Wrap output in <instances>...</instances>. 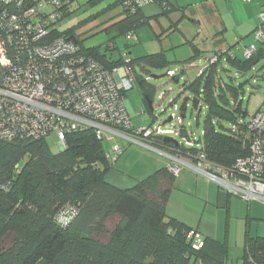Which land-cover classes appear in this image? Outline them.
<instances>
[{"label": "trees", "instance_id": "trees-1", "mask_svg": "<svg viewBox=\"0 0 264 264\" xmlns=\"http://www.w3.org/2000/svg\"><path fill=\"white\" fill-rule=\"evenodd\" d=\"M125 1L128 0L118 1L121 18L104 30L126 38L128 34L135 36L149 18L141 15L143 7L127 10ZM151 4L158 5L163 15L173 11L169 0H153ZM32 5L39 16H55L49 31L52 38L74 42L79 47L78 55L92 58L107 71L128 67L133 83L136 81L144 98L151 100L153 89L145 79L151 69L169 70L171 63L164 52L114 58L116 49L109 46L104 50L84 48L75 28L58 30V24L74 11L73 0H0V35L5 38L10 32L16 37L18 33L6 24ZM212 12L215 10L210 9ZM182 17L189 18L184 10ZM252 45L256 51L251 58H221L186 83V91L207 109L206 127L202 138L194 140L195 145L165 143L164 138L153 136L144 143L169 156L204 154L223 167L245 157L249 139L244 129L248 119L243 98L250 80L235 86L232 78H222L221 72L228 70L220 67L228 64L235 76L245 78L260 63L264 64V49L257 47L264 42ZM5 46L13 66L22 64L27 54L8 42ZM199 56L193 45L192 56L183 63L190 64ZM181 73L174 78L180 79ZM153 123L154 119L147 127ZM183 133L188 138L184 129ZM64 143L63 151L53 153L46 138H0V264H234L225 243L207 237L195 249L190 239L193 230L166 215L165 206L175 180L168 167L121 189L105 180L112 166L105 157L107 143L102 138L91 131L78 130L67 133ZM235 264H264V234H246L242 257Z\"/></svg>", "mask_w": 264, "mask_h": 264}, {"label": "built area", "instance_id": "built-area-1", "mask_svg": "<svg viewBox=\"0 0 264 264\" xmlns=\"http://www.w3.org/2000/svg\"><path fill=\"white\" fill-rule=\"evenodd\" d=\"M152 2L128 0L123 6L132 12ZM21 11L6 24L8 28H14L18 35L13 37L10 32L5 38L0 35L1 139L37 140L55 132L59 147L64 149L67 133L91 131L109 145L105 156L109 163L115 162L123 153L121 141L153 149L144 143L153 136L179 139V144L188 147L195 145L194 140L183 135L181 127L174 125V121L181 119L175 114L170 116L171 122L166 125L154 118L155 126L133 127L124 106L125 94L133 89L129 68L122 66L112 71L105 70L92 58L78 55L79 47L74 42L52 38L49 31L55 21L54 15L39 16L34 5ZM258 19L254 42L262 43L264 7ZM126 39L136 42L133 34H128ZM6 42L27 54L22 64L18 62L13 66L6 57ZM255 51L254 45L245 47L244 58H251ZM233 57V49L220 50L206 60L200 73L221 58ZM176 75L175 71L166 72L169 78ZM174 110H178L176 106ZM244 129L249 139L248 153L236 159L230 167L215 164L204 154L193 157L165 154L172 161L168 166L170 174L176 178L182 170H188L246 203L264 205V102L259 110L250 115ZM234 131L235 126L232 127Z\"/></svg>", "mask_w": 264, "mask_h": 264}, {"label": "crops", "instance_id": "crops-1", "mask_svg": "<svg viewBox=\"0 0 264 264\" xmlns=\"http://www.w3.org/2000/svg\"><path fill=\"white\" fill-rule=\"evenodd\" d=\"M118 1L107 9L112 10V8L115 7L121 9ZM169 1L170 6L173 7V11L169 12L168 15H163L161 8L156 4H148L141 9V15L149 18V21L135 31V37L136 43L140 44V39L137 34L138 31L145 26L152 27L159 38L167 39L172 35H176L174 36L176 41L168 42L166 49L162 48L159 52L167 54V52L174 53L178 49H183L190 54L184 60L176 61L175 63L170 62L171 66L180 63L184 64L183 62L192 56L193 45L196 46L200 52V56L197 60L202 56H207L204 58V64L207 59L217 52V50L233 49L234 58L243 60L242 51L245 47L254 43V31L259 25L258 17L264 7V0H249L248 2H244L243 0ZM210 9H214L215 13L212 12L210 14ZM182 10L186 12V15H188L190 19L182 17ZM120 14L121 12L107 19L103 22V25L109 26L117 22L121 18L119 17ZM109 47L116 49L114 43H111ZM125 47L128 48V46ZM257 47H262L264 49V45ZM157 52L158 51H156V53ZM146 54H139L138 57ZM126 56L132 57L131 53H127ZM195 61L184 65L190 69H194L196 68L194 65ZM220 69L224 71L231 70L235 73V71L229 68L228 64L225 63L221 65ZM169 70L175 71L177 75L182 72L180 77L184 72V70L180 72ZM169 70L167 69V71ZM200 72L201 71H199V75L201 74ZM251 72H256V70ZM199 75L197 77H199ZM255 77H257L256 80L259 79L257 75H255ZM134 83H136V81ZM251 90L254 91L256 89L252 87ZM128 93L124 96L125 109L130 117L132 125L134 127L141 126V124L135 123L134 117L137 114V108L131 103ZM263 102L264 99L254 112L247 113V119L260 109ZM150 124H152V121L145 124V126H149ZM124 143L126 142H120L124 147V151L114 163L117 169L111 167L113 169H109L105 175V180L115 187L121 189L130 188L137 181L146 178L161 168L168 167L172 163V161L167 162L166 159L169 158L162 151L145 148L140 145L139 148H130L125 146ZM126 145L128 144L126 143ZM174 194H179L185 200H188L186 204L180 205V214L169 211ZM262 207L264 206L258 202L246 203L220 190L216 185L209 183L204 180V178L196 176L188 170H182L179 176L175 178L171 187L165 206V213L168 217L175 218L185 223L193 230L190 236L193 248H199L202 241L207 237L214 239L226 244L228 257L232 262L234 253L240 252V248L241 252H243L245 236L247 233L250 234L252 222H264V210ZM194 216H197L199 219L197 222L193 221L192 223L189 218H194ZM234 220H241V222H244L243 231H241V243L240 241H236V243L239 242L240 244L239 249H233L231 252L230 237L232 235L231 227ZM241 257L242 254L239 259H236L237 261L235 260L236 263L240 262Z\"/></svg>", "mask_w": 264, "mask_h": 264}, {"label": "rangeland", "instance_id": "rangeland-1", "mask_svg": "<svg viewBox=\"0 0 264 264\" xmlns=\"http://www.w3.org/2000/svg\"><path fill=\"white\" fill-rule=\"evenodd\" d=\"M90 1L91 0H73L74 11L64 21L58 24V30L60 31L75 28V35L84 48L101 47L100 49L104 50L105 47L110 45V43H114L116 46V50H113L112 55L114 58H118L119 56L126 57L127 53H131V56L136 58L139 56V54L143 55L146 53H156V51L159 52V50L162 48L166 49V47L168 46V42L176 41L174 37L176 35H172L167 39L159 38L150 26L142 27L138 31L137 36H139L140 44L133 42L132 39L127 40L125 37H117V34L114 31L104 30L108 26H104L103 22L111 17L116 16V14L121 12V9L119 7L112 8V10L107 9L109 6L113 5L118 0H99V2L93 5L89 3ZM126 45L128 46V48L125 47ZM189 54V52L183 49H178L174 53H165L167 60L171 63L184 60L188 57ZM205 57L202 56L199 60L195 61L194 65L196 66V68L194 69H190L182 63L172 65L169 68L171 70H176L178 72L184 70L183 74L179 79L178 84H174L171 78L165 76L167 69H151L149 71V80L147 81V85L153 89L151 98L153 109L152 113L149 112L147 104H145V98L140 90L139 84L137 82L134 83L133 90H130L128 91L129 93H127L131 99V103L137 108V114L134 117L135 123L141 124V126H137L135 128L147 127L145 126V124L152 121V119L154 118H156L155 120L157 121L164 122L172 114H175L177 117H180L179 110H174V105L170 106V103L172 101H175V105L177 106V109H179L183 98L192 97V94L190 92H182L181 85L187 81L192 82L196 79V77L199 75V71H201L205 65ZM262 66L263 64H259L256 69L257 71L250 72L245 78H239L235 76V73L231 70L221 72L222 78L225 81H227L228 78H232V83L235 86L244 82L245 80H250V84L245 87V94L243 100V109L246 110L247 113L254 112L264 99V69H260L262 68ZM255 75L259 77L258 80L253 77ZM252 87H255L256 90L252 91ZM199 110V113L193 111L191 109V105L188 104L184 113L185 118H179V122H173L175 126L181 127L182 130L184 129L185 134L188 136L189 139L192 140L201 139L206 127L207 109L203 103L200 104ZM155 120L152 126H155L157 124L155 123ZM222 124L227 128L229 127V124L226 122H223ZM178 140L179 139H177L176 141ZM116 141L118 143L120 142L118 139ZM46 142L53 153L60 151L61 148L59 147V142L57 140L55 132L50 133L46 137ZM124 144L125 146H128L130 148L140 147L137 144ZM108 149L109 145L107 144V150ZM168 153L171 154L170 152ZM166 160L167 162H171L170 159ZM114 163L115 162L110 163V166L116 168V166H114ZM204 180L206 179L204 178ZM187 201L188 200H185L179 194H174L172 197L171 206L169 207V211L180 214V205L186 204ZM262 208L264 210V207ZM189 219H191L190 221L193 223V221L197 222L199 218H197V216H194V218ZM243 222L244 221L241 222V220H234L232 223V235L230 237L231 252L233 251V249H239L240 244L239 242L236 243V241H240L241 243V231H243ZM263 233L264 222H252L250 235L252 237H255L257 235L261 236L263 235ZM241 254V248L240 252L233 254L232 262L234 264L237 261L236 259L240 258Z\"/></svg>", "mask_w": 264, "mask_h": 264}, {"label": "water", "instance_id": "water-1", "mask_svg": "<svg viewBox=\"0 0 264 264\" xmlns=\"http://www.w3.org/2000/svg\"><path fill=\"white\" fill-rule=\"evenodd\" d=\"M74 40V39H73ZM166 76V75H165ZM257 77H255V79H256ZM259 78V77H258ZM261 79H263V78H261ZM171 80H173V82H174V84H178L179 83V79H175V78H171ZM186 83L187 82H185L184 84H182L181 85V88H182V92H185L186 91V89H185V87H186ZM145 100H146V104H147V107H148V109H149V111L152 113L153 112V109H152V101L151 100H149L147 97H145ZM188 104H190L191 105V109L193 110V111H195V112H200V110H199V99L198 98H196V97H194V96H192V97H185V98H183V100H182V102H181V104H180V106H179V113H180V117L183 119V118H185V111H186V108H187V106H188ZM172 105H174V106H176L175 105V101H172L171 103H170V106H172ZM177 107V106H176ZM171 122V118L169 117L166 121H164L163 122V124L164 125H166V124H169ZM163 141L165 142V143H173V144H175V145H177L178 144V142L177 141H175V140H173V139H171V138H164L163 139ZM64 149H60V151L59 152H61V151H63Z\"/></svg>", "mask_w": 264, "mask_h": 264}, {"label": "flooded vegetation", "instance_id": "flooded-vegetation-1", "mask_svg": "<svg viewBox=\"0 0 264 264\" xmlns=\"http://www.w3.org/2000/svg\"><path fill=\"white\" fill-rule=\"evenodd\" d=\"M148 78V77H147ZM149 79V78H148ZM148 81V80H147ZM147 81L145 80V82L147 83Z\"/></svg>", "mask_w": 264, "mask_h": 264}, {"label": "clouds", "instance_id": "clouds-1", "mask_svg": "<svg viewBox=\"0 0 264 264\" xmlns=\"http://www.w3.org/2000/svg\"><path fill=\"white\" fill-rule=\"evenodd\" d=\"M149 80V79H148Z\"/></svg>", "mask_w": 264, "mask_h": 264}]
</instances>
